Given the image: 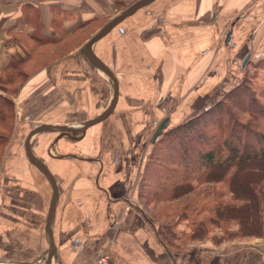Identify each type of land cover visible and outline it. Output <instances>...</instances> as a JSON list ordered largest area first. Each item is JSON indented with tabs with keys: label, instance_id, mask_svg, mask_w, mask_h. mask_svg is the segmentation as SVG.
<instances>
[{
	"label": "crops",
	"instance_id": "0c3cea01",
	"mask_svg": "<svg viewBox=\"0 0 264 264\" xmlns=\"http://www.w3.org/2000/svg\"><path fill=\"white\" fill-rule=\"evenodd\" d=\"M135 1L0 0V72ZM87 40L32 68L7 96L15 116L0 155V264H45L51 247L49 264H93L103 251L113 264H264L262 240L166 242L136 199L159 136L212 106L248 63L264 59V0H154L140 8L92 45L117 81L110 115L55 144L61 133L53 129L29 136L40 126H82L110 105L112 86L89 63ZM43 163L56 185L49 222L53 190Z\"/></svg>",
	"mask_w": 264,
	"mask_h": 264
},
{
	"label": "trees",
	"instance_id": "16d2710c",
	"mask_svg": "<svg viewBox=\"0 0 264 264\" xmlns=\"http://www.w3.org/2000/svg\"><path fill=\"white\" fill-rule=\"evenodd\" d=\"M20 62L14 57L9 69L3 72H9ZM253 66L264 69V59ZM14 74L1 77L0 88H14ZM17 74L21 80L15 86V93L27 79L19 70ZM257 76L258 73H247L237 86L205 111L161 134L143 171L146 175L148 167L150 178L154 175L148 203L194 194L193 203L188 198L182 204L181 219L187 220L188 213L198 211L195 202L201 196L203 203L199 208L207 209L209 225L237 221V225L253 229L255 233L249 236H264V78ZM12 108V101L0 94V127L9 128L6 119L11 118ZM4 139L7 138L0 134V144ZM215 183H220L223 190L205 186ZM141 188H147L142 181ZM209 196L212 199L206 205ZM226 196L230 199L224 200ZM189 209L192 211L187 212ZM193 224L192 238L205 232L203 221ZM229 229L225 230L228 236L241 232ZM163 233L168 243L176 238L170 226H163Z\"/></svg>",
	"mask_w": 264,
	"mask_h": 264
},
{
	"label": "rangeland",
	"instance_id": "374dc122",
	"mask_svg": "<svg viewBox=\"0 0 264 264\" xmlns=\"http://www.w3.org/2000/svg\"><path fill=\"white\" fill-rule=\"evenodd\" d=\"M108 20H102V21H94L91 22L90 24H87L84 26L81 30H79L76 34L75 37L70 38L60 44H52V43H45L43 46H40L38 49L35 51V56L37 55V58H35L31 62L23 61L18 63L17 65H14L12 69L9 72H0V78L5 76L6 74L9 75L10 73L14 74L16 76V82L14 84V88L11 86H7L4 89L0 88V90H4L3 93L8 96V97H13L16 95L18 91L15 93V86L20 81V77L17 74L18 70L22 74H27L28 71L32 68H36L39 65H44L48 61L54 60V58H58L59 56L65 55L67 53V50H74L76 47H81L82 44L89 39L90 36H92L94 33H96ZM75 47V48H74ZM67 51V52H66ZM246 74L243 76V78L248 74H257L259 78H264V69L260 67H255L253 64H247L246 65ZM241 79V81L243 80ZM262 79H260L261 81ZM240 81V82H241ZM264 81V80H263ZM263 83V82H262ZM19 90V89H18ZM227 93V92H226ZM225 93V94H226ZM13 104V103H12ZM8 115V114H7ZM14 116H15V109H14V104L12 108V115L11 118L7 117L6 119V124H8L9 128L6 129L4 127H0V134L2 136H5L4 141L0 144V155L2 154L3 150L7 145H9V140L13 135L14 132ZM89 129V128H88ZM172 129V128H171ZM170 130V129H169ZM161 136V135H160ZM159 136V138H160ZM158 138V140H159ZM157 140V141H158ZM156 141V142H157ZM154 142L151 145L150 151L148 155L146 156L144 160L143 167H145L147 158L152 152V148L155 145ZM144 171V168H143ZM150 171H146V175L142 174L141 181L146 184L147 188L146 190H142V188L139 190L138 187V192L136 194V199L138 203L141 205L142 209L153 219L155 220L161 229L163 230V226H170V230L174 232V236L176 238H173V241L176 242L179 246H187L193 243H206L208 245H212L213 247H219L222 244H231L233 243L235 246L241 247V246H257V241H264V236H259V237H252L249 236L250 234H254L255 232L253 229H248L246 226L243 225H237L238 222L234 221L235 223L233 224H226V223H219L218 225H209V214L207 212V209L199 208L201 207V204L203 203V198L200 196V200L196 201L195 204L198 205V211L196 212H190L192 209L187 210L189 214V217L187 220H183L180 217L181 211H182V204L187 200L188 198H192L194 194H187L183 196L182 198H177L173 199L170 201H165V202H151L148 203L149 197V192L153 191V184H152V178H154V175L150 176L148 175ZM145 175V176H144ZM144 176V177H143ZM144 178V179H143ZM140 181V183H141ZM203 184L202 186H204ZM205 186H210L213 190L215 191H220L223 190V187L220 183H215V184H209ZM141 191V192H140ZM148 192V193H147ZM226 199L224 200H229L230 198L228 196L225 197ZM212 199V196H209L207 199L206 205L209 204L210 200ZM195 199L192 198V203L194 202ZM203 210V211H201ZM201 211V212H200ZM199 212V213H197ZM194 221L200 222L203 221L205 224V232L200 235H197L195 238L191 237L192 230L195 228V224H193ZM242 224V223H241ZM218 226V227H217ZM227 228H230L229 231H236V230H241L240 233L237 235H227L225 230ZM253 231V232H252ZM259 243V242H258Z\"/></svg>",
	"mask_w": 264,
	"mask_h": 264
},
{
	"label": "water",
	"instance_id": "95a60500",
	"mask_svg": "<svg viewBox=\"0 0 264 264\" xmlns=\"http://www.w3.org/2000/svg\"><path fill=\"white\" fill-rule=\"evenodd\" d=\"M153 1L154 0H136L135 2L130 4L126 9H124L121 13L114 16L110 20H108L99 31H97L95 34H93L87 40V42L83 46L84 51H85V55H86L89 63H91L92 66H94L96 69L101 71L110 81V84L112 86V91H113V98H112L111 103L108 106V108H106V110L102 114H100L99 116H97L94 119L89 120L88 122L84 123L82 126H79V127L40 126L36 130H33L29 136H32L36 132L44 130V129H53V130L59 131V133H61L59 136H56L52 140L53 144H55V142L59 138H61L63 134H69L71 132L83 133L88 128L99 123L100 121L104 120L105 118H107L110 115V113L112 112V110L114 108L115 101L117 98V93H118L117 81H116V78L114 77L113 73L109 70V68L100 59H98L94 55V53L92 52V45L96 41L101 39L104 35H106L108 32H110L114 27H116L118 24H120L125 18L129 17L130 15L135 13L137 10H139L140 8L150 4ZM229 37H230V33L227 34L225 43L228 42ZM245 63H246V61L244 62V64ZM159 132H160V130L157 132V134H159ZM43 165H44V172L46 173L47 177L49 178V181H50V184H51V187L53 190V194H52V198H51V202H50V206H49V211H48V222H49L50 218H51L52 211H53V206H54L56 185H55V180H54L53 176L51 175V173L48 171L46 165L44 163H43ZM51 245H52V243H51ZM52 255H53V247H51V249L48 251L45 264L50 263V259H51Z\"/></svg>",
	"mask_w": 264,
	"mask_h": 264
},
{
	"label": "built area",
	"instance_id": "2783aa9c",
	"mask_svg": "<svg viewBox=\"0 0 264 264\" xmlns=\"http://www.w3.org/2000/svg\"><path fill=\"white\" fill-rule=\"evenodd\" d=\"M93 264H113V263L107 251H103L97 255Z\"/></svg>",
	"mask_w": 264,
	"mask_h": 264
}]
</instances>
